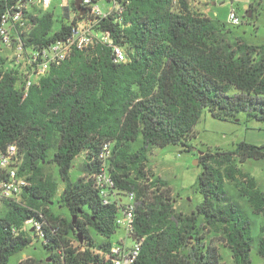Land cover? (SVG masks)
Returning <instances> with one entry per match:
<instances>
[{"label":"trees","instance_id":"16d2710c","mask_svg":"<svg viewBox=\"0 0 264 264\" xmlns=\"http://www.w3.org/2000/svg\"><path fill=\"white\" fill-rule=\"evenodd\" d=\"M106 1L121 12L112 11L97 28L124 48L125 63L115 62L106 45L73 50L26 88L16 65L8 68L0 57V149L17 147L18 173L31 182L19 200L0 201V264L30 245L33 235L39 237L25 227L29 220L42 223V246L51 261L18 264H109L95 251L111 242L96 244L92 233L107 239L115 233L119 198L126 193L137 201L134 236L144 238L135 264H222L219 251L204 242L205 230L229 250L233 264H251L252 221L228 196L225 181L239 183L251 210L262 212L264 195L237 163L264 160V147L240 142L199 156L196 191L202 201L189 214L175 210L169 189L146 183L145 169L153 146L190 150L187 140L203 110L220 120L245 112L264 123V43L230 39L225 24L193 10L191 0ZM14 2L0 0V16ZM71 5L77 16L73 0ZM69 13L67 6L58 18L53 10L28 12L23 49L37 50L67 35L76 20ZM103 139L113 143L109 173L120 196L108 204L89 178L99 168ZM80 154L82 177L71 180ZM48 163L57 165L63 182L57 201V182L44 173ZM51 204L72 218L54 213ZM256 250L264 260L263 236Z\"/></svg>","mask_w":264,"mask_h":264},{"label":"rangeland","instance_id":"374dc122","mask_svg":"<svg viewBox=\"0 0 264 264\" xmlns=\"http://www.w3.org/2000/svg\"><path fill=\"white\" fill-rule=\"evenodd\" d=\"M97 4L102 11L114 10L113 4L106 0H98ZM62 5L68 7L69 20H72L75 13L72 10L71 0H51L49 10H53L55 18H58L62 14ZM191 7L199 14L225 24L224 31L232 40H235L237 36L248 44L264 43V0H191ZM230 9H234L241 21L240 24L231 25L228 22ZM57 27L58 23H55L53 29L55 30ZM11 34L13 33L11 32ZM0 57L5 60L8 68H13L16 65V70L23 74L26 64L22 59L18 64L15 62L14 47L0 45ZM23 76L26 75L23 74ZM187 142L191 147L190 150L185 149L181 144L151 147L147 153L145 169L148 178L146 183L151 188H154L151 185V182H154L163 189H169L175 210L185 214L194 211L202 201V196L196 191L198 176L202 171L199 156L206 152L232 150L240 142L264 147V123L248 117L245 112L239 113L236 118L220 120L214 118L207 110H203L201 118ZM83 162L84 154H80L73 160L70 169L71 180L82 177ZM237 167L255 179L257 188L264 195V160L247 159L242 163H237ZM44 173L51 174L57 182L58 191L56 199H54L57 201L63 190V182L59 177L57 165L54 163L44 165ZM225 185L228 196L247 212L252 221L254 243L249 254L251 264H264V260L256 250L258 238L264 237V208L259 214L254 213L245 196L242 195L239 183L225 181ZM50 206L54 213L67 219L72 218L66 208H62L58 204ZM25 227L31 231L32 224L27 223ZM203 236H205L206 244L219 251L222 256V264H233L230 252L222 242L207 230L203 232ZM121 237H125L122 227H118L108 239L92 233L96 244L104 241L112 243ZM70 240L73 245L78 243L75 236H71ZM126 243L130 244L131 240L126 238ZM25 259L51 261L49 254L43 249L42 238L33 235L31 244L21 252L12 255L7 264H18Z\"/></svg>","mask_w":264,"mask_h":264},{"label":"built area","instance_id":"2783aa9c","mask_svg":"<svg viewBox=\"0 0 264 264\" xmlns=\"http://www.w3.org/2000/svg\"><path fill=\"white\" fill-rule=\"evenodd\" d=\"M98 0H82L85 13L75 15L76 20L71 24L70 32L63 38L39 48L37 50L23 49L21 36L30 29L28 12L36 10H49L51 0H15L0 16V45L14 47L15 62L18 64L24 60V72L26 88L45 75L50 67L58 66L73 50L85 51L97 45H106L111 48L114 61L125 63L127 56L124 48L115 44L112 35L107 31L97 28L99 20L105 18L112 11L121 12L119 5L113 4L110 11H102L97 4ZM63 6V5H62ZM74 16V17H75ZM228 22L231 25L240 24V19L234 9L228 13ZM11 32L13 34H11ZM12 36H15V41ZM24 56V57H23ZM26 62V63H25ZM113 155V143L103 139L97 153L100 162L97 171L89 175L93 180L103 204L110 203L113 197H120L114 189V179L109 173V163ZM18 149L15 145H8L0 149V201L4 199L19 200L21 193L28 188L31 182L18 173L19 167ZM120 200L121 211L116 219V224L122 227L125 237L112 242L104 251L96 249L109 264H135L144 238L134 236L133 219L137 201L133 193H126ZM32 224L33 231L41 238L42 223L29 220L25 223ZM126 238L131 240L126 243Z\"/></svg>","mask_w":264,"mask_h":264},{"label":"water","instance_id":"95a60500","mask_svg":"<svg viewBox=\"0 0 264 264\" xmlns=\"http://www.w3.org/2000/svg\"><path fill=\"white\" fill-rule=\"evenodd\" d=\"M74 3V7L76 9V11L78 12V15L81 16L85 13V8L82 6V0H73ZM76 216H73V222L75 221ZM31 231H33V229L31 228Z\"/></svg>","mask_w":264,"mask_h":264},{"label":"crops","instance_id":"0c3cea01","mask_svg":"<svg viewBox=\"0 0 264 264\" xmlns=\"http://www.w3.org/2000/svg\"><path fill=\"white\" fill-rule=\"evenodd\" d=\"M214 4V3H213Z\"/></svg>","mask_w":264,"mask_h":264}]
</instances>
